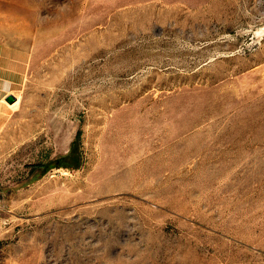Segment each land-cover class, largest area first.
I'll return each mask as SVG.
<instances>
[{
	"label": "rangeland",
	"instance_id": "obj_1",
	"mask_svg": "<svg viewBox=\"0 0 264 264\" xmlns=\"http://www.w3.org/2000/svg\"><path fill=\"white\" fill-rule=\"evenodd\" d=\"M0 57V264H264V0H0Z\"/></svg>",
	"mask_w": 264,
	"mask_h": 264
},
{
	"label": "trees",
	"instance_id": "obj_2",
	"mask_svg": "<svg viewBox=\"0 0 264 264\" xmlns=\"http://www.w3.org/2000/svg\"><path fill=\"white\" fill-rule=\"evenodd\" d=\"M80 137V134L78 133L75 137V139L73 140L70 149L68 151V153L58 156L57 158H55L54 160H52L51 162L54 164V166L56 167H65V168H74V167H78L80 165V155L78 154V146H77V142L78 139ZM36 165V164H35ZM47 164H37V166L40 169H44L46 167ZM35 167V166H33Z\"/></svg>",
	"mask_w": 264,
	"mask_h": 264
},
{
	"label": "crops",
	"instance_id": "obj_3",
	"mask_svg": "<svg viewBox=\"0 0 264 264\" xmlns=\"http://www.w3.org/2000/svg\"><path fill=\"white\" fill-rule=\"evenodd\" d=\"M0 60H1V57H0ZM10 81H11V83L8 86H6L8 83H5V86L6 87H3V89H4L3 91L5 92L3 94V98H5L8 94H10L11 91L15 88V85L14 84H15V82H17L16 77L15 76L11 77ZM7 103L9 105H11V103H9L8 101H7ZM2 106H3V104H2Z\"/></svg>",
	"mask_w": 264,
	"mask_h": 264
},
{
	"label": "water",
	"instance_id": "obj_4",
	"mask_svg": "<svg viewBox=\"0 0 264 264\" xmlns=\"http://www.w3.org/2000/svg\"><path fill=\"white\" fill-rule=\"evenodd\" d=\"M6 101H8L9 103H14L15 101H17V97L13 94H8L5 97Z\"/></svg>",
	"mask_w": 264,
	"mask_h": 264
},
{
	"label": "bare ground",
	"instance_id": "obj_5",
	"mask_svg": "<svg viewBox=\"0 0 264 264\" xmlns=\"http://www.w3.org/2000/svg\"><path fill=\"white\" fill-rule=\"evenodd\" d=\"M16 102V101H15Z\"/></svg>",
	"mask_w": 264,
	"mask_h": 264
}]
</instances>
